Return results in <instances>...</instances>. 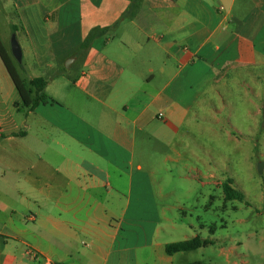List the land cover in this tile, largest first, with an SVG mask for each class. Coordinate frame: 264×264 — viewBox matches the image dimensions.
I'll use <instances>...</instances> for the list:
<instances>
[{
    "label": "crops",
    "instance_id": "0c3cea01",
    "mask_svg": "<svg viewBox=\"0 0 264 264\" xmlns=\"http://www.w3.org/2000/svg\"><path fill=\"white\" fill-rule=\"evenodd\" d=\"M3 1L19 16L12 61L31 96L30 78L54 74L48 101L27 110L0 59V264H209L166 253L210 238H173L160 164L138 153L168 150L189 117L216 119L210 92L264 75V0H134L129 16L131 0ZM94 27L111 28L75 53Z\"/></svg>",
    "mask_w": 264,
    "mask_h": 264
},
{
    "label": "rangeland",
    "instance_id": "374dc122",
    "mask_svg": "<svg viewBox=\"0 0 264 264\" xmlns=\"http://www.w3.org/2000/svg\"><path fill=\"white\" fill-rule=\"evenodd\" d=\"M4 3L1 0L0 5ZM12 8H0V35L9 41L12 33L7 13H15ZM10 20L20 24L19 16ZM20 30L16 39L23 44ZM70 62L69 57L63 65L68 67ZM38 74L48 78L54 70ZM247 78L250 86L241 85L244 82L239 77L240 85L219 88L222 98L209 93L206 107L220 108L216 119H210L209 112L201 120L189 117L168 150L151 145L138 153L147 162L151 157L160 164L154 177L160 180L165 195L158 203L171 210L180 230L173 238L198 231L212 239L211 244L187 254L209 264H230L233 260L237 264H264V75L255 71L253 79ZM227 85L233 82L227 81ZM167 153L173 160L163 162L161 158ZM227 178L232 187L243 192L248 204L223 198L221 185Z\"/></svg>",
    "mask_w": 264,
    "mask_h": 264
},
{
    "label": "trees",
    "instance_id": "16d2710c",
    "mask_svg": "<svg viewBox=\"0 0 264 264\" xmlns=\"http://www.w3.org/2000/svg\"><path fill=\"white\" fill-rule=\"evenodd\" d=\"M135 10H136V3L134 0H131L129 6L123 12L122 16L133 15ZM14 11L15 13L12 12V14L7 13V16L9 17V21H10L11 33H14L15 36L17 37L16 32L21 27V25L20 24L18 25L17 23L12 22L10 20V18L13 15H16L18 17V14L15 9ZM110 28L111 27H94L90 29L86 37L77 45V47H75L74 52L77 54L84 52L89 47V45L91 44L92 40L95 37L104 34ZM0 59L3 65L5 66V69L7 70L17 90V93L19 95L18 104L20 105L21 108H25L27 110H33L37 104L46 103L48 101V96L45 91L47 79L43 76H36L29 79V84L31 85L34 91V96H31V92H32L31 89L26 86L24 81L18 75L12 61L13 58L5 49L1 40H0ZM231 184L232 181L230 178H227V180L222 183L221 188L223 192V198L225 200L238 199L240 201H244L245 204H248V202L244 198L243 192H241L238 189H235L234 187H232ZM209 230L210 232H213V227L211 226ZM209 243H211L210 239H202L198 235H196L185 240L167 243L165 245V251L168 254H172L178 251L195 250Z\"/></svg>",
    "mask_w": 264,
    "mask_h": 264
},
{
    "label": "water",
    "instance_id": "95a60500",
    "mask_svg": "<svg viewBox=\"0 0 264 264\" xmlns=\"http://www.w3.org/2000/svg\"><path fill=\"white\" fill-rule=\"evenodd\" d=\"M10 51H11L12 56L16 59V61L18 62L21 61V55H22L21 47L14 33H12L10 36ZM66 67H67V64H66ZM257 171L259 173L261 172L260 164L257 165Z\"/></svg>",
    "mask_w": 264,
    "mask_h": 264
},
{
    "label": "built area",
    "instance_id": "2783aa9c",
    "mask_svg": "<svg viewBox=\"0 0 264 264\" xmlns=\"http://www.w3.org/2000/svg\"><path fill=\"white\" fill-rule=\"evenodd\" d=\"M27 253L29 254V256L31 258H37L38 257V254L33 249H28Z\"/></svg>",
    "mask_w": 264,
    "mask_h": 264
}]
</instances>
